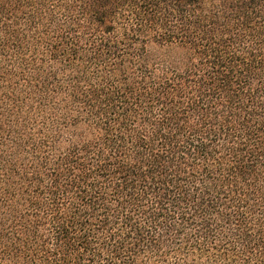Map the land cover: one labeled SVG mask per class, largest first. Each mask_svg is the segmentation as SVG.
Returning a JSON list of instances; mask_svg holds the SVG:
<instances>
[{
	"label": "trees",
	"instance_id": "1",
	"mask_svg": "<svg viewBox=\"0 0 264 264\" xmlns=\"http://www.w3.org/2000/svg\"><path fill=\"white\" fill-rule=\"evenodd\" d=\"M0 264H264V0H0Z\"/></svg>",
	"mask_w": 264,
	"mask_h": 264
}]
</instances>
